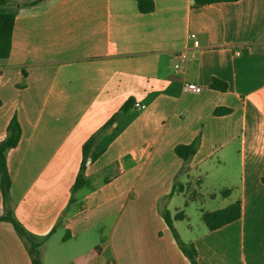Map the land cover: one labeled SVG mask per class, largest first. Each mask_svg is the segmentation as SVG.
<instances>
[{
	"label": "crops",
	"instance_id": "obj_1",
	"mask_svg": "<svg viewBox=\"0 0 264 264\" xmlns=\"http://www.w3.org/2000/svg\"><path fill=\"white\" fill-rule=\"evenodd\" d=\"M8 1L0 142L14 116L21 136L6 154L11 188L7 205L0 191V217L9 208L41 243V264H190L161 214L177 194L204 202L195 180L204 184L213 160L232 166L225 189L215 188L223 205L199 219L237 201L240 218L212 232L201 221L185 238L176 231L197 264H264V0H153L146 15L136 0ZM180 51L188 58L175 70ZM213 78L227 90L209 89ZM129 99L85 165L89 187L72 194L83 144ZM216 108L231 112L214 116ZM198 135L184 164L174 148ZM177 175L189 190L172 193ZM0 264H32L4 221Z\"/></svg>",
	"mask_w": 264,
	"mask_h": 264
},
{
	"label": "trees",
	"instance_id": "obj_2",
	"mask_svg": "<svg viewBox=\"0 0 264 264\" xmlns=\"http://www.w3.org/2000/svg\"><path fill=\"white\" fill-rule=\"evenodd\" d=\"M240 0H192V7L199 8L205 5L216 4V3H234ZM10 2L8 0H0V60L7 59L11 50L12 33L15 21V14L7 10V5ZM29 4H25L28 6ZM137 10L140 14H150L154 11L153 0H136ZM209 89L216 90L220 92H225L227 90V83L213 78L209 85ZM133 101L131 99L127 100L125 104L121 107L119 112L115 114L105 125H103L99 130H97L82 146V162L80 165V170L75 179V183L72 187V194L76 193L79 189L84 187H89V182L84 177V170L86 163L90 160L93 162L97 159L98 154H94V149L97 145L100 137L107 131L113 129V124L117 121L119 115L126 113L132 107ZM231 112L230 109L216 108L213 111L214 116H224ZM7 138L0 142V191L3 197L4 203L7 205L9 203L10 188H11V178L7 169L6 154L7 151L13 149L17 146L21 136V128L17 118L14 116L10 120L7 126ZM201 141L200 135H198L189 144H180L174 148L175 155L186 164L191 160V158L196 154L199 144ZM184 169V168H183ZM178 175L175 177V183L172 187V193H183L186 189H190L191 185L180 184L178 181ZM195 183L199 186L200 180L196 179ZM224 195V193H223ZM195 195L189 198L190 201L194 200ZM185 207L188 206V202H185ZM162 218L169 228L173 239L177 243L181 252L189 260L190 264H197L196 261V251L191 244L184 243L174 225V221H181L186 219L184 211L176 213L171 217L168 211L163 212ZM241 216V206L240 202H235L230 204L226 208L221 210H216L212 212H203L201 214V221L206 226L209 231H216L223 228L224 226L237 221ZM0 221L8 222L13 226V229L17 236L21 239L23 244L26 246L29 255L31 257L32 264H41V251L40 242H36L34 237L31 236L23 226L15 219L12 210L7 208L4 216L0 217Z\"/></svg>",
	"mask_w": 264,
	"mask_h": 264
},
{
	"label": "rangeland",
	"instance_id": "obj_3",
	"mask_svg": "<svg viewBox=\"0 0 264 264\" xmlns=\"http://www.w3.org/2000/svg\"><path fill=\"white\" fill-rule=\"evenodd\" d=\"M231 167L232 166L228 164L218 166L215 160L209 163L208 176L204 184L198 186L195 183V186L197 185L200 187L197 193L200 194V198L204 199V202H201L199 199L190 201L186 194H177L173 197L171 202L166 204V209L171 217H173L172 214H176L180 211H184L187 215V219L173 222L176 230L182 237H187L186 233H189L190 228L197 230V225L201 226L202 223L199 219L201 210H213L223 205L218 190L215 188L221 189L222 191L225 189L223 175L225 172L230 173ZM200 175L204 179L206 174L202 170V174ZM213 195H216V198L211 199L210 196ZM185 202H188L187 207L184 206Z\"/></svg>",
	"mask_w": 264,
	"mask_h": 264
},
{
	"label": "built area",
	"instance_id": "obj_4",
	"mask_svg": "<svg viewBox=\"0 0 264 264\" xmlns=\"http://www.w3.org/2000/svg\"><path fill=\"white\" fill-rule=\"evenodd\" d=\"M190 39L193 41V46H198V40L194 34L189 35ZM188 58V53L186 51H180L177 52L172 56L173 62H174V69L178 70L181 66V64L185 63V61ZM192 89L197 90V88L190 86ZM137 108H142L138 103L135 105Z\"/></svg>",
	"mask_w": 264,
	"mask_h": 264
}]
</instances>
